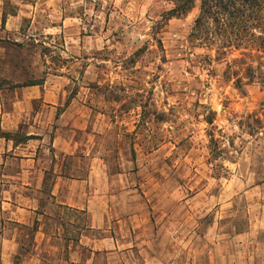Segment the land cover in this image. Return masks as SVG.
<instances>
[{"label":"rangeland","instance_id":"rangeland-1","mask_svg":"<svg viewBox=\"0 0 264 264\" xmlns=\"http://www.w3.org/2000/svg\"><path fill=\"white\" fill-rule=\"evenodd\" d=\"M173 7L171 0H0V86L58 83L104 114L118 212L141 213L145 225L132 240L151 241L148 252L138 245L121 255L128 264L145 263L149 253L166 264H264V135L241 122L264 107V87L238 88L226 78L245 50L222 56L191 40L199 1L166 21ZM211 132L231 156L222 173L210 161ZM124 231L130 240L128 225Z\"/></svg>","mask_w":264,"mask_h":264},{"label":"crops","instance_id":"crops-1","mask_svg":"<svg viewBox=\"0 0 264 264\" xmlns=\"http://www.w3.org/2000/svg\"><path fill=\"white\" fill-rule=\"evenodd\" d=\"M63 87L0 86V264H128L121 255L149 251L150 239L132 240L145 220L118 212L104 114ZM143 264L166 263L149 253Z\"/></svg>","mask_w":264,"mask_h":264},{"label":"trees","instance_id":"trees-1","mask_svg":"<svg viewBox=\"0 0 264 264\" xmlns=\"http://www.w3.org/2000/svg\"><path fill=\"white\" fill-rule=\"evenodd\" d=\"M174 7L166 12L165 20L188 13L199 1V14L192 28L191 40L203 41L216 46L217 53L224 56L228 48L245 50L240 58L228 64L225 76L234 79L238 88L255 82L264 87V0H171ZM7 20L3 14L2 23ZM19 43V42H15ZM214 115L208 117L214 123ZM251 135H264V107L247 115L242 121ZM211 136L210 161L216 173H222L224 159L229 152L220 146L214 132ZM222 166V167H221Z\"/></svg>","mask_w":264,"mask_h":264}]
</instances>
